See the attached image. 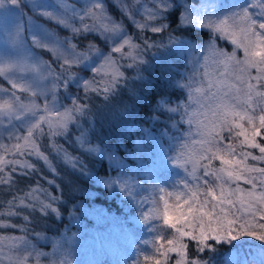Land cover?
I'll use <instances>...</instances> for the list:
<instances>
[{
  "label": "snow or ice",
  "instance_id": "6c2138e0",
  "mask_svg": "<svg viewBox=\"0 0 264 264\" xmlns=\"http://www.w3.org/2000/svg\"><path fill=\"white\" fill-rule=\"evenodd\" d=\"M153 2V7L144 4L137 18L144 0H111L120 15L110 11L106 0H92L83 7L75 0H0V186L12 185L17 173L35 172L32 157L55 171L49 148L77 166V157L57 138L87 113L88 98L107 99L123 82L126 68H138L147 51L162 46L156 37L166 36L169 44L180 42L163 19L173 5ZM185 7L189 10L181 13L180 25L206 28L213 36L192 72L177 82L187 100L164 105L189 126L173 160L186 178L172 190L156 186L158 195L146 198L151 207L141 218L159 221L168 234L156 237L155 255H143V264H210L201 254L216 251L219 244L242 237L264 242V0H252L221 18L193 15L192 6ZM125 18L135 25V35L127 34ZM61 29L67 34L61 35ZM121 33L122 42L103 57L94 75L83 80V98L57 108L61 89H69L80 66L103 51L99 41L111 43ZM218 40L229 42L231 50L219 47ZM45 81L50 85L39 86ZM27 114L35 116V122L26 132L7 133L5 142L4 125ZM77 140L86 150L99 151L85 145L83 134ZM105 184L132 195L127 181L109 178ZM49 198L60 199L37 184L22 196L0 201V231L20 233L0 234V264H65L67 257H56L61 251L58 242L52 251L36 249L26 235L28 225L11 219H31L21 208H38L45 214L51 208L59 217ZM193 248L195 255L190 254Z\"/></svg>",
  "mask_w": 264,
  "mask_h": 264
},
{
  "label": "trees",
  "instance_id": "16d2710c",
  "mask_svg": "<svg viewBox=\"0 0 264 264\" xmlns=\"http://www.w3.org/2000/svg\"><path fill=\"white\" fill-rule=\"evenodd\" d=\"M245 1L220 0L219 5L232 9L236 4L244 5ZM106 2L113 14L120 15L111 0ZM162 2L173 5L163 19L180 42L169 44L166 36L163 39L156 37L162 46L147 51L145 62L138 68H126L123 82L107 99L100 95L88 98L87 113L79 118V123H72L64 136L57 138L68 152L77 157V166L69 165L62 154L49 148L55 171L39 158L32 157L37 166L35 172L29 175L17 173L12 185L0 186V201L10 200L15 195L22 196L37 184L60 197L55 201L49 198V202L59 209V217L51 208L46 210V214L38 208H21L19 210L31 219L25 221L23 216L11 218L14 223L28 225L26 235L36 249L52 251L58 242L61 251L56 254L57 259L64 256L75 264H124L123 259L134 249L135 238L148 239L151 247L146 255H155L152 243L158 235L168 234L159 221L145 222L141 218L143 212L151 207L146 198L150 201L158 195L156 186H175L181 172L173 163V157L179 144L186 139L184 133L189 126L180 120L179 113L169 112L164 105L175 106L187 100L186 90L178 87L177 82L192 72L200 57V48L210 42L213 34L209 29L183 26L179 22L181 13L189 10L186 5H191V13L197 15L203 0ZM144 4L154 6L153 0H144L136 10L137 18L142 17ZM125 23L127 34L135 35V25L126 18ZM148 35L151 36L150 33ZM123 38L115 43L119 44ZM99 42L103 52L108 54L112 47L107 41ZM217 44L226 50L232 48L224 40H218ZM79 72L83 73L84 80L94 75L93 69L87 67ZM83 95L82 82L78 81H72L69 89H61L58 93L62 108L74 99L83 98ZM81 134L85 145L99 151H88L82 147L77 140ZM109 178L127 181L132 195L122 192L115 184L107 187L105 180ZM185 178L183 170L181 179ZM3 206L0 203V207ZM0 234L20 233L17 229H8L0 231ZM253 252L264 257V242L242 237L219 244L216 251H206L201 257L208 259L210 264H226L231 257L235 264H243ZM190 254H196L194 248L190 249ZM91 256L98 262L92 263ZM141 258L136 259L137 264H143Z\"/></svg>",
  "mask_w": 264,
  "mask_h": 264
},
{
  "label": "rangeland",
  "instance_id": "374dc122",
  "mask_svg": "<svg viewBox=\"0 0 264 264\" xmlns=\"http://www.w3.org/2000/svg\"><path fill=\"white\" fill-rule=\"evenodd\" d=\"M51 2L54 3V0H51ZM75 2L77 4H79L81 7L85 6L86 4H90L92 2V0H75ZM252 3V0H246L244 5H240V4H236L234 5V7L232 9H230V7L224 6V7H220V0H203L202 5L199 7L198 10V14H200L201 16H211L213 18H221L223 16L229 15L235 11H239L243 8L248 7L250 4ZM255 11V10H254ZM61 31V35H66V31L64 30H60ZM124 37V33H121L119 35L114 36L113 40L111 43L108 42V45L110 47H113L116 45L115 42L121 40V38ZM206 46V45H205ZM203 46L202 48H200V57H198L196 63H194V67L197 65V63L200 61V59L202 58V49L205 47ZM107 54H105L103 51L99 54H97L95 57H93V59L90 62H86L84 65L80 66V69H85L86 67L89 69H94L95 67L99 66L100 63L103 62V57L106 56ZM193 61H194V57H193ZM29 79H31V77H29ZM84 80V75L82 72H80L79 76L73 80V82H83ZM50 85V81H45V82H40L41 87H47ZM56 107L59 108L60 110H63V108L61 107V103L59 102V96L58 99L56 101ZM36 117L32 116L31 114H27L23 117H20L19 119H14L12 121V123L10 125L6 124L4 125V129H5V142H7V133H17L19 134L20 132H26L27 130V126L30 125V123L35 122ZM175 157V154H174ZM173 157V159H174ZM180 172V176H178L176 182H175V186L169 188L165 185H160L161 187H165L168 188L169 190H172L174 187H178V182L180 180H182V173H183V169H181ZM151 247V242L148 241V239L146 238H135L134 239V249L131 253H129V255H127V257L125 259H123L124 264H131V261L135 260L139 257V256H143L147 254V250L148 248ZM252 257V258H251ZM91 258V262L95 263L98 262V260L94 257H89ZM234 259L233 257L229 258V261L226 264H235L234 262H232V260ZM263 260L264 257H260V253L259 252H253L250 257L248 256L246 259H244L243 264H263ZM68 261H71L70 259L67 258L66 263ZM122 261V262H123ZM75 264V263H74Z\"/></svg>",
  "mask_w": 264,
  "mask_h": 264
}]
</instances>
